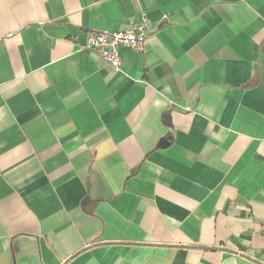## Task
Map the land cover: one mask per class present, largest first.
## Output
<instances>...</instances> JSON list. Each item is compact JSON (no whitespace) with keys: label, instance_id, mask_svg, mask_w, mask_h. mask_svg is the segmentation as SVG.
I'll return each instance as SVG.
<instances>
[{"label":"crops","instance_id":"1","mask_svg":"<svg viewBox=\"0 0 264 264\" xmlns=\"http://www.w3.org/2000/svg\"><path fill=\"white\" fill-rule=\"evenodd\" d=\"M0 264H264V0H0Z\"/></svg>","mask_w":264,"mask_h":264},{"label":"built area","instance_id":"2","mask_svg":"<svg viewBox=\"0 0 264 264\" xmlns=\"http://www.w3.org/2000/svg\"><path fill=\"white\" fill-rule=\"evenodd\" d=\"M147 37L148 27L142 16L139 22L122 30L92 32L88 37L85 49L96 53L100 60L108 66L118 69L120 64L118 48L127 47L132 51L143 53L147 48Z\"/></svg>","mask_w":264,"mask_h":264},{"label":"water","instance_id":"3","mask_svg":"<svg viewBox=\"0 0 264 264\" xmlns=\"http://www.w3.org/2000/svg\"><path fill=\"white\" fill-rule=\"evenodd\" d=\"M161 142H162V145H166V141L162 140Z\"/></svg>","mask_w":264,"mask_h":264}]
</instances>
